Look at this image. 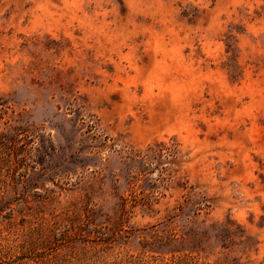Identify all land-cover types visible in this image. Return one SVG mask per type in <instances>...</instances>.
<instances>
[{
  "label": "rangeland",
  "instance_id": "374dc122",
  "mask_svg": "<svg viewBox=\"0 0 264 264\" xmlns=\"http://www.w3.org/2000/svg\"><path fill=\"white\" fill-rule=\"evenodd\" d=\"M0 264H264V0H0Z\"/></svg>",
  "mask_w": 264,
  "mask_h": 264
},
{
  "label": "trees",
  "instance_id": "16d2710c",
  "mask_svg": "<svg viewBox=\"0 0 264 264\" xmlns=\"http://www.w3.org/2000/svg\"><path fill=\"white\" fill-rule=\"evenodd\" d=\"M4 107V101L0 98V121L2 120V108ZM3 135L0 134V141H3L2 139Z\"/></svg>",
  "mask_w": 264,
  "mask_h": 264
}]
</instances>
